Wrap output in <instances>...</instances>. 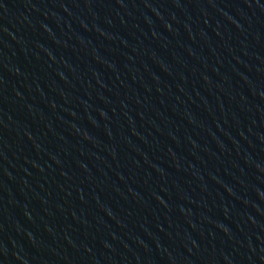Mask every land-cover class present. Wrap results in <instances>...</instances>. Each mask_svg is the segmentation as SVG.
Instances as JSON below:
<instances>
[{"label": "water", "instance_id": "1", "mask_svg": "<svg viewBox=\"0 0 264 264\" xmlns=\"http://www.w3.org/2000/svg\"><path fill=\"white\" fill-rule=\"evenodd\" d=\"M0 264H264V0H0Z\"/></svg>", "mask_w": 264, "mask_h": 264}]
</instances>
